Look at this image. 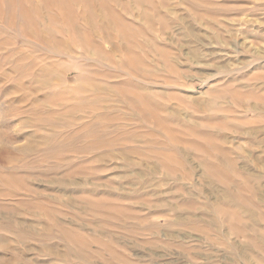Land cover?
Returning a JSON list of instances; mask_svg holds the SVG:
<instances>
[{"label":"rangeland","instance_id":"374dc122","mask_svg":"<svg viewBox=\"0 0 264 264\" xmlns=\"http://www.w3.org/2000/svg\"><path fill=\"white\" fill-rule=\"evenodd\" d=\"M0 264H264V0H0Z\"/></svg>","mask_w":264,"mask_h":264}]
</instances>
